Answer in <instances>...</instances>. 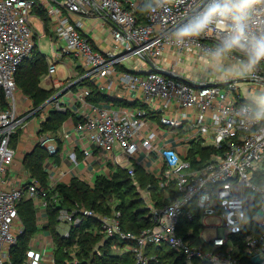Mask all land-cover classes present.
Instances as JSON below:
<instances>
[{"label":"built area","instance_id":"built-area-1","mask_svg":"<svg viewBox=\"0 0 264 264\" xmlns=\"http://www.w3.org/2000/svg\"><path fill=\"white\" fill-rule=\"evenodd\" d=\"M36 2L47 10L64 43L56 45V61L49 62L44 77L56 92L37 108L16 83L21 63L38 44L31 23ZM145 3L148 9L140 20ZM206 3L171 0L162 8L161 0H0V264H12L11 249L23 231L19 203L32 199L39 220L48 206V191L31 179L23 160L17 161L22 131L37 112L41 127L51 111L73 110L76 104L81 120L73 121L70 129L63 124L61 146L70 139L85 160L107 159L108 166L125 168L131 177L136 165L151 162L152 169L146 171L160 181L163 194L157 198L151 184L138 185L153 224L138 234L123 229L119 210L104 216L80 202L61 207L64 237L84 217H92L99 219L101 233L128 241L124 250L135 254L137 264H148L149 244L168 245L184 255L185 264H264V121L254 120L250 99L264 88V62L248 78L228 75L217 82L190 81L177 70L190 56L209 59L219 43L222 34L215 28L182 45L172 36ZM90 19L111 34L107 50L96 47ZM247 25L251 34L264 32V4L249 12ZM68 56L75 57L74 66L82 73L61 84L54 78L56 62ZM128 58L138 63L127 68L123 62ZM241 58L237 51L225 62L235 65ZM84 80L129 104L89 101L92 90L81 84ZM149 113L159 114V119ZM38 133V144L51 155L62 150L50 134ZM195 145L207 156L197 151L191 155ZM68 156L79 163L76 150ZM50 164L48 160V171ZM57 183L52 181L51 187ZM208 218L218 222L209 224ZM210 228L214 233L206 234ZM54 246L52 236L31 241L28 264H55ZM77 250L78 243L69 249L74 261Z\"/></svg>","mask_w":264,"mask_h":264},{"label":"trees","instance_id":"trees-1","mask_svg":"<svg viewBox=\"0 0 264 264\" xmlns=\"http://www.w3.org/2000/svg\"><path fill=\"white\" fill-rule=\"evenodd\" d=\"M147 9L148 4L146 3L139 9L140 20H143ZM32 12L45 22L52 21L47 10L39 2L33 6ZM49 67L47 55L41 51L37 44L32 54L21 63L17 71V86L32 100L35 108L48 101L56 92L55 87L42 84L43 78L49 72ZM80 69L79 72L82 73ZM81 84L91 88L92 94L89 96V101L93 103L107 101L114 104H129L122 99L100 92L91 81L84 80ZM35 115H38V112L33 116ZM149 115L156 120L160 116L157 113L156 115L149 113ZM70 118L74 122L81 120L71 109L65 112L53 110L47 120L42 122L39 132L40 134L48 133L54 137L59 142V149L61 150L62 142L59 132L63 124ZM196 151L205 156L208 154L200 145L194 146L191 155ZM50 155L45 146L38 144L23 158L24 168L29 171L31 179L37 180L48 191L46 198L48 201L47 219L42 226H39V209L34 201L24 199L19 203L18 210L23 223V231L11 249L12 264H28L27 252L30 243L41 229L49 231L55 243V264H137L135 254L124 250L128 241L118 235L109 237L101 233L99 231L101 223L97 218L84 217L78 226L73 225L71 227L70 237H64L59 230L61 224L58 219L59 209L61 207L71 208L75 202H80L104 216H110L115 210H119L122 213L123 229L138 234L144 228L153 225L148 218V210L139 195L138 185L145 187L151 184L154 194L162 197L163 189L160 187V181L143 167L136 165L135 177H131L127 169L115 167L110 176L97 175L93 186L75 176L70 182H58L55 188H52L50 173L45 166ZM171 190L174 191L173 188ZM56 197L57 200H55ZM187 224V226L191 225L190 223ZM192 225L197 233V221H194ZM75 243H78L76 261L73 260L69 252ZM146 255L150 258L148 264H185L184 255L165 244H149L146 247ZM151 257L154 258L151 259Z\"/></svg>","mask_w":264,"mask_h":264},{"label":"clouds","instance_id":"clouds-1","mask_svg":"<svg viewBox=\"0 0 264 264\" xmlns=\"http://www.w3.org/2000/svg\"><path fill=\"white\" fill-rule=\"evenodd\" d=\"M171 0H161V7ZM264 0H207L186 22L172 33L176 44L182 45L186 39L199 37L209 28H215L221 37L214 50L209 52V65L226 75L248 78L264 62V32H248L249 12ZM167 10V9H165ZM242 58L236 64L223 68L225 60L234 52ZM252 115L255 121H264V88L250 95Z\"/></svg>","mask_w":264,"mask_h":264},{"label":"crops","instance_id":"crops-1","mask_svg":"<svg viewBox=\"0 0 264 264\" xmlns=\"http://www.w3.org/2000/svg\"><path fill=\"white\" fill-rule=\"evenodd\" d=\"M91 20L92 21L90 23V29L92 31L94 30V38H95L96 47L99 49L107 50L110 47V44L112 42L111 34H109V32L106 29L99 28V25H97V22L95 20L93 19ZM95 30L103 31L104 35H100L96 33ZM106 37L108 38V42L107 41L105 42ZM63 59H66V58H63ZM186 59L187 60L185 62L179 64L178 66H176V68L180 73L186 76L190 81L194 80V81H199V82L201 81L217 82V81H221L227 78L228 76L223 71H217L214 68L210 67L208 58L205 60H202L203 63L207 64L206 68L203 67V64H201L200 66L197 65L199 60L191 56ZM168 60H170V58H168ZM230 66H233V65L227 62H224L223 68L227 69ZM68 68H70V76L66 78H62V76H60V73L58 74V69H57V74H56L55 79H58V81H60L61 84L67 83L70 79L76 77L77 74L79 73V68H75L74 63L72 61L68 62ZM43 80L46 85H49V87L52 86V84L47 83L44 78ZM29 100H30V105H32L33 104L32 100L31 99ZM78 106L80 105L76 104V106H74L73 108V111L75 112L77 117H80L81 113H79ZM73 121L74 120L70 118L64 123L66 124L67 129H70V127L73 124ZM39 128H40V120L38 116L37 115L30 116V119L27 121V125L22 131L20 139L18 140V143L16 145L17 161L23 160L24 155L26 153L31 152L35 148V146L38 144ZM74 150H76V152L79 155V159H80L77 165L73 164L69 160V156H68L69 152L74 151ZM118 152H119L118 150L115 151V153H118ZM141 158H143V156H141ZM48 160L51 163L50 164L51 167L49 169L51 182L56 181V182L68 183L71 181L73 177L77 176L83 179L85 182L89 184L91 183L93 184L97 175L104 174L107 176L112 172L111 167L108 166L109 161L107 159H104V161L102 162H98V160H94V159L85 160L82 154V149L77 148L75 143L72 144L70 139L63 141V147L60 152H58L57 154H52L50 155V157L47 158L46 163H45L46 168H47ZM143 167L145 170L148 171V169H150L153 166L151 162H148L146 166H143ZM155 196L158 198L157 195ZM45 218L47 219L46 215L45 217H43L41 220L38 221L39 226H42L46 222ZM63 229H67V225L61 223L60 228H59L60 232ZM40 231L42 232V234H40L39 236L40 239L42 237L48 240L51 238V234L49 233V231L45 229H41ZM32 241H34V237Z\"/></svg>","mask_w":264,"mask_h":264},{"label":"rangeland","instance_id":"rangeland-1","mask_svg":"<svg viewBox=\"0 0 264 264\" xmlns=\"http://www.w3.org/2000/svg\"><path fill=\"white\" fill-rule=\"evenodd\" d=\"M50 19H51V17H50ZM91 21L92 20L90 19L89 25H90ZM31 23H32V26H33L36 34H37L36 41L38 42L39 48L41 49V51L43 53H45L47 55L49 62H55L56 60L54 58H55L56 47L57 46L62 47L64 45V43L57 38V35H56L54 28H53L52 21L49 20V22H45L42 18H40L38 15H36L34 12H32ZM95 32L100 34V35H104L103 31L95 30ZM92 33H94V30L92 31ZM106 41L108 42L107 37L105 39V42ZM62 61H64V62H62ZM70 61L75 63V65H76V63H78V61H76L75 57H73V56H68V57H66V59H59V61L56 62L58 74L60 73V76H62V78H66V77L70 76V68H68V62H70ZM201 61L202 60H199L197 65L200 66L201 64H203V67L206 68L207 64H205V63H203V61L202 62ZM136 63H138V60L136 58H128L123 62V64L127 68H131ZM55 77H56V74L54 75V78ZM42 84L44 86L49 87V85L45 84L44 80L42 81ZM119 155H120V152L117 153V156H119ZM111 169H112L111 171H113L115 169V166H111ZM216 222H218L217 218H208L207 219V223H209V224H215ZM205 232H206V234H208V233L213 234L214 230L210 228V229H206ZM40 234H42L41 231L34 236V240L38 239ZM41 240L44 241V237H42ZM29 251H30V248L27 252L28 257H29Z\"/></svg>","mask_w":264,"mask_h":264},{"label":"water","instance_id":"water-1","mask_svg":"<svg viewBox=\"0 0 264 264\" xmlns=\"http://www.w3.org/2000/svg\"><path fill=\"white\" fill-rule=\"evenodd\" d=\"M67 89H68V88H66L65 90H63V91L58 95V97L61 96V95H63V94L67 91ZM37 145H38V144H37ZM37 145H36V146H37ZM36 146H35V147H36ZM26 154H28V153H26ZM26 154H25V155H26Z\"/></svg>","mask_w":264,"mask_h":264}]
</instances>
